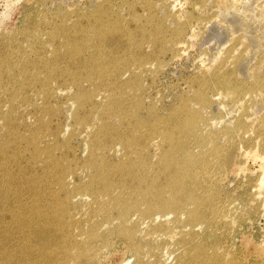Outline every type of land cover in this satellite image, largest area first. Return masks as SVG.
Returning a JSON list of instances; mask_svg holds the SVG:
<instances>
[{"label":"rangeland","instance_id":"1","mask_svg":"<svg viewBox=\"0 0 264 264\" xmlns=\"http://www.w3.org/2000/svg\"><path fill=\"white\" fill-rule=\"evenodd\" d=\"M231 1L232 0H0V71H2V73H0V193L8 195L10 199L18 196L20 197L23 193L20 197L22 200L26 199L30 204L32 203L31 205L40 207L43 210L52 211L59 219L64 218L65 221L70 220V223H75L71 228H75L72 229V231L74 230L72 233L76 234L75 236L78 242L84 243L86 239L91 237L88 241L90 243L93 242L91 244L90 254H88L87 257L81 258L80 262L77 260L75 264H121L124 261H128V264H135L136 258L129 248V240L119 237L118 229L122 227V224L124 225L123 227H125L124 229L133 233V243L136 242L137 245L141 246V251L143 250L141 261L144 259L142 264H182L184 262V264H264V209H262L264 207V185L261 190L263 194L260 196V199V190L257 187L264 177V161H262L264 160V109H261L264 108V0H233L234 4H232ZM217 2H219V4ZM178 22L180 23L178 24ZM160 28L162 30H160ZM98 38L100 40H98ZM90 47L92 49L94 48V51ZM93 56L95 57L93 58ZM125 56L126 58H124ZM240 56H242V58ZM231 59L234 60L232 61ZM144 60H147V62ZM130 61L132 63H130ZM137 61L140 62L138 63ZM71 63L73 65H71ZM90 63L93 64V66ZM103 65L105 67H103ZM7 66L9 68H7ZM88 67L90 68L88 69ZM129 69L131 70L129 71ZM208 70L210 71L208 72ZM3 72L7 73L4 74ZM128 72L133 73L129 74ZM76 75L79 78H77ZM108 76H110V78ZM72 77L75 80H73ZM22 78L24 79L23 81ZM64 78L66 79L64 80ZM132 79L137 80L133 81ZM203 80L204 82H202ZM219 80L221 82H218ZM108 81L110 82L108 83ZM132 87H135V89ZM209 87L211 88L209 89ZM129 90L131 93H129ZM214 95L215 97L213 98L212 96ZM229 95L231 96L229 97ZM206 96L208 97L206 98ZM110 99L113 101V105L115 102H117V105L111 106ZM180 99L185 100L180 101ZM192 99L197 102L194 100L192 101ZM207 99H209V101H206ZM232 100L234 101L233 103ZM128 102H130V104H127ZM186 102L188 103L186 104ZM119 103L122 104L123 107L120 106ZM191 103L195 104L192 105ZM204 103L207 104L205 105ZM102 105L106 107V111ZM102 107L103 109H101ZM151 107L152 109H150ZM180 107L181 109H179ZM95 108L97 109L95 110ZM35 110L38 111L35 112ZM194 110L197 115H195ZM181 111L184 114H182ZM104 112L110 113L107 115L104 114ZM98 113L101 114L100 117ZM186 113H188V115ZM198 113L200 115H198ZM95 117L97 118L95 119ZM208 117L212 120L209 121ZM11 118H14L13 120L15 122ZM76 118L77 120L75 122ZM84 118L88 123H84L87 122ZM154 118L156 121H153ZM158 119L160 120L159 122L157 121ZM204 122L207 123L205 124ZM164 123H166V125ZM209 123L210 126L208 125ZM147 125L150 126L151 129L153 127V129L151 130ZM193 125L195 128L192 127ZM199 126L200 128H198ZM171 127H177V129H172ZM127 128L130 129L128 130ZM19 129L20 131H18ZM103 129L106 135L103 133ZM221 129L225 130L221 131ZM131 132L133 136H130L132 135ZM89 133H91V135H89ZM151 134L155 135L152 136ZM169 134L172 135V138ZM248 134H251V136H248ZM161 135L163 136L161 137ZM145 138H147L148 141ZM168 138H170V140ZM216 138L219 139L217 140ZM214 139H216V142ZM209 140H211V142ZM200 141L202 143H199ZM102 142L107 143L105 145ZM154 142H158V144ZM163 142L165 145L162 144ZM129 143L131 144V150L129 149ZM179 143L182 145H179ZM203 143L204 146H202ZM108 144L111 146L108 147ZM226 144H228L229 147L226 146ZM103 145L106 146V149ZM132 145H134V147ZM208 145L209 148L207 147ZM93 146L95 148L98 146L97 148L99 150L102 149L100 150L101 152L97 148L95 151ZM188 149H192L193 153ZM184 150H186L185 153ZM190 152L191 155H189ZM216 152H218L217 156L215 155ZM6 153L8 155H6ZM102 153L104 155H102ZM130 154H133V156ZM201 154L203 159L202 156L200 158ZM4 155L6 157H4ZM60 155L62 157H59ZM64 155H66L67 158ZM256 155H258L259 158L261 156V158L256 160L254 157ZM162 156L164 158H161ZM192 156L198 159V162H201L195 163L193 166L190 164L187 165L188 161L193 158ZM227 156L229 157L227 158ZM121 157L123 159H121ZM170 157L172 159H170ZM164 160L167 163H164ZM108 162H110V165L107 164ZM129 162H131V164ZM177 162L178 166H181L178 167L176 165ZM1 163L3 165H1ZM229 163L231 165H229ZM125 164L128 167L124 166ZM173 164L177 167L173 166ZM247 164H250V166L252 165L250 168L252 172L247 170ZM52 166L53 168H51ZM207 166L209 168H207ZM116 167L118 168L116 169ZM114 168L116 170H114ZM142 168L146 170V173ZM74 170L76 172H74ZM128 170L130 175L128 174ZM260 170L263 171L261 172ZM95 171L98 175L94 174ZM73 173L74 175H72ZM112 174L116 176H112ZM101 175L103 176L101 177ZM164 175L166 178H162ZM95 178L97 180H95ZM105 178L108 180H104ZM120 178L121 181H119ZM186 179L189 180L186 181ZM77 182L79 184H77ZM96 182L97 184H95ZM103 182L106 183L104 184ZM111 182L115 185L109 190V193H105L104 189H106L107 184ZM179 182L180 184L185 183L186 185V188L183 190L181 189L180 195L184 193L187 196L189 194H195V196L204 198L207 201V203L205 202V204L201 205L199 208L204 217V219L202 218L203 220L200 219L201 225L199 220H191L190 222L191 212L189 210H196V205L187 201L183 202L182 208L187 206L183 208L184 211L180 208V211L178 210V212H176L175 210H170L168 214V210H166L164 213H167L164 214L162 213L164 210L159 211L153 209L149 215L147 210H144L148 209L149 204L153 201V193L154 195H160L161 199L173 200L174 197L172 196L175 195L176 193L174 194V192L177 191L173 190L172 185L178 184ZM93 183L94 186L92 185ZM127 183L129 184L127 185ZM62 184L63 186H60ZM122 184H126V186L123 187L121 186ZM147 184H149V187H146ZM24 186H26V189ZM90 186L92 190L95 191L92 192ZM150 186L152 188H150ZM59 187L61 189H59ZM137 187H140V190ZM167 188L170 190L168 191ZM55 190H58L57 193H55ZM258 190L259 192H257ZM14 191L15 193H13ZM96 192L98 193L96 194ZM92 194L94 196H92ZM82 195L84 198H81ZM118 195H120V197ZM95 197L97 199L100 197L101 199L99 198L97 200ZM122 200L124 203H122ZM227 200H229L228 203ZM93 201L95 202L93 203ZM133 201L136 203L134 204ZM148 201L150 203H148ZM238 201L239 203H237ZM89 202L90 204L87 205ZM137 204V207L140 206L138 210L136 207ZM111 206L112 208H110ZM201 207L204 208L201 209ZM89 208L93 210H88ZM96 209L99 211H96ZM185 209L187 211H185ZM240 209L242 211H240ZM128 210H130L129 216L126 218V222L122 223L123 218L120 212L123 213ZM181 211L183 214H180ZM87 212L90 213L88 214ZM171 212H173V216ZM78 213H80V216ZM188 214L189 216H187ZM84 215L86 217H84ZM113 217H116V219L114 220ZM118 218L121 221L118 220ZM76 220L79 222H76ZM201 220L206 225L201 222ZM102 222L105 223L102 224ZM190 225L198 226L194 228ZM79 226L83 228L81 229ZM97 226L100 227L99 230ZM129 226L132 227L130 228ZM201 226L203 227L201 228ZM113 229L114 232H112ZM169 229L171 230L167 231ZM147 230H149V232H147ZM170 232H172V234ZM150 233L152 235H150ZM165 233L167 234L166 237ZM78 234H83L85 237L78 236ZM86 234L89 237H86ZM145 235L147 236L145 237ZM139 237L141 240H139ZM177 240L178 243L176 244ZM182 241L185 242L183 243ZM160 245H163L162 247L164 248H160ZM174 245H177V247ZM154 246L156 248H153ZM191 247L192 249L196 247V249L192 250ZM151 248L153 250L148 251ZM186 250L189 251L186 252ZM223 250L225 251L223 252ZM199 251L200 253H198ZM203 252L208 253L205 254ZM150 256L153 257L151 258ZM229 256H231V258ZM180 260H182V263L179 262ZM190 261L193 262L191 263Z\"/></svg>","mask_w":264,"mask_h":264},{"label":"bare ground","instance_id":"2","mask_svg":"<svg viewBox=\"0 0 264 264\" xmlns=\"http://www.w3.org/2000/svg\"><path fill=\"white\" fill-rule=\"evenodd\" d=\"M224 2V1H223ZM232 2V4H234V1L232 0L231 1ZM230 2V3H231ZM218 4H219V2H217ZM221 3V2H220ZM236 4V3H235ZM222 6V5H221ZM235 6V5H234ZM222 7H224V6H222ZM230 7V6H229ZM167 8V7H166ZM221 10H223V9H221ZM226 11V10H225ZM154 17V16H153ZM155 18V17H154ZM194 18V17H193ZM178 19V18H177ZM181 19V18H180ZM192 19V18H191ZM171 20V19H170ZM180 21V20H179ZM186 21V20H185ZM181 22V21H180ZM180 22H178V24L180 23ZM201 22H202V19H201ZM199 23H200V21H199ZM184 24V23H183ZM178 26V25H177ZM183 26V25H182ZM180 27V26H179ZM185 27V26H184ZM189 27H190V25H189ZM182 28V27H181ZM180 29V28H179ZM187 29V28H186ZM160 30H162L161 28H160ZM156 31H158V30H156ZM119 32H120V30H119ZM162 32V31H161ZM177 32V31H176ZM180 32V31H179ZM157 33V32H156ZM64 34V33H63ZM80 34V33H79ZM105 34V33H104ZM149 34V33H148ZM163 34V33H162ZM180 34V33H179ZM78 35V34H77ZM82 35V34H81ZM182 35V34H181ZM157 36V35H156ZM159 37V36H158ZM165 37V36H164ZM161 38H163V37H161ZM160 38V39H161ZM71 39V38H70ZM80 39V38H79ZM95 39V38H94ZM93 39V40H94ZM77 40V39H76ZM76 40H75V42H76ZM98 40H100L99 38H98ZM78 41V40H77ZM89 41V40H88ZM91 41V40H90ZM160 41V40H159ZM82 42H84V41H82ZM87 42V41H86ZM239 42V41H238ZM70 43V42H69ZM79 43V42H78ZM85 43V42H84ZM160 43V42H159ZM179 43V42H178ZM67 44H68V42H67ZM67 44H66V46H67ZM72 44H74V43H72ZM143 44V43H142ZM146 44V43H145ZM174 44V43H173ZM71 45V44H70ZM94 45V44H93ZM96 45H97V43H96ZM141 45V44H140ZM76 46V45H75ZM176 46H177V44H176ZM79 47V46H78ZM81 47V46H80ZM95 47V46H94ZM141 47V46H140ZM158 47H159V45H158ZM162 47H164V46H162ZM175 47V46H174ZM69 48H70V46H69ZM91 48V47H90ZM96 48V47H95ZM71 49V48H70ZM92 49V48H91ZM94 49V48H93ZM92 49V50H93ZM138 49H140V48H138ZM79 50V49H78ZM87 50V49H86ZM89 50V49H88ZM67 51V50H66ZM89 51H91V50H89ZM94 51V50H93ZM98 51H99V49H98ZM105 51V50H104ZM96 52V51H95ZM162 52V51H161ZM79 53V52H78ZM74 54H76V53H74ZM95 54V53H94ZM83 55V54H82ZM141 55H143V54H141ZM102 56V55H101ZM77 57V56H76ZM95 56H93V58H94ZM110 57V56H109ZM142 57V56H141ZM145 57V56H144ZM146 57H148V56H146ZM241 58H242V56H240ZM68 58V57H67ZM124 58H126V56L124 57ZM124 58H122V59H124ZM128 58V57H127ZM235 58V57H234ZM236 58H238V57H236ZM97 59V58H96ZM95 59V60H96ZM102 59H103V57H102ZM105 59H107V58H105ZM110 59V58H109ZM119 59V58H118ZM139 59H141V58H139ZM239 59V58H238ZM238 59H235V60H238ZM244 59V58H243ZM67 60V59H66ZM93 60V59H92ZM91 60V61H92ZM143 60V59H142ZM149 60V59H148ZM229 60V59H228ZM232 61L234 60V59H231ZM245 60V59H244ZM76 61V60H75ZM74 61V62H75ZM79 61V60H78ZM77 61V62H78ZM97 61V60H96ZM104 61V60H103ZM119 61V60H118ZM144 61H146L147 62V60H144ZM150 61V60H149ZM226 61V60H225ZM3 62V61H2ZM102 62V61H101ZM105 62V61H104ZM115 62V61H114ZM122 62V61H121ZM125 62H127V61H125ZM132 62H133V60H132ZM131 61H130V63H132ZM138 63L140 62V61H137ZM146 62H145V64H146ZM236 62V61H235ZM235 62H234V64H235ZM58 63V62H57ZM79 63V62H78ZM86 63V62H85ZM88 63H89V61H88ZM88 63H86V64H88ZM97 63V62H96ZM100 63V62H99ZM225 63V62H224ZM229 63V62H228ZM260 63V62H259ZM259 63H258V65H259ZM4 64H5V62H4ZM55 64V63H54ZM53 64V65H54ZM59 64V63H58ZM91 64V63H90ZM89 64V65H90ZM106 64V63H105ZM141 64H143V63H141ZM144 64V65H145ZM223 64V63H222ZM233 64V63H232ZM237 64V63H236ZM7 65V64H6ZM69 65V64H68ZM71 65H73L72 63H71ZM70 65V66H71ZM83 65V64H82ZM81 65V66H82ZM92 66H93V64H91ZM101 65V64H100ZM99 65V66H100ZM118 65V64H117ZM124 65H125V63H124ZM132 65V64H131ZM131 65H130V67H131ZM152 65V64H151ZM243 65V64H242ZM15 66V65H14ZM38 66V65H37ZM69 66V67H70ZM120 66H122V65H120ZM134 66V65H133ZM225 66V65H224ZM223 66V67H224ZM235 66H237V65H235ZM240 66V65H239ZM54 67V66H53ZM55 67H56V65H55ZM68 67V66H67ZM98 67V66H97ZM103 67H105L104 65H103ZM123 67H125V66H123ZM127 67H129V66H127ZM138 67V66H137ZM257 67V66H256ZM7 68H9L8 66H7ZM90 67H88V69H89ZM106 68H107V66H106ZM119 68V67H118ZM132 68V67H131ZM139 68V67H138ZM142 68V67H141ZM222 68V67H221ZM0 69H1V67H0ZM3 69V68H2ZM86 69V68H85ZM105 69V68H104ZM115 69V68H114ZM6 70V69H5ZM4 70V71H5ZM9 70V69H8ZM11 70V69H10ZM13 70H15V69H13ZM92 70V69H91ZM97 70V69H96ZM112 70H113V67H112ZM128 70V69H127ZM131 69H129V71H130ZM255 70V69H254ZM24 71V70H23ZM55 71V70H54ZM107 71H109V70H107ZM117 71V70H116ZM210 70H208V72H209ZM258 71H259V69H258ZM18 72V71H17ZM66 72V71H65ZM70 72L72 73V70L70 69ZM102 72V71H101ZM138 72V71H137ZM242 72V71H241ZM252 72V71H251ZM0 73H2V71H0ZM4 73V72H3ZM5 73H7V72H5ZM4 73V74H5ZM74 73V72H73ZM88 73H89V71H88ZM99 73V72H98ZM122 73H123V71H122ZM129 74L130 73H133V72H128ZM214 73V72H213ZM229 73V72H228ZM22 74V73H21ZM51 74V73H50ZM64 74V73H63ZM99 74H101V73H99ZM107 74V73H106ZM105 74V75H106ZM115 74V73H114ZM117 74H118V72H117ZM125 74V73H124ZM126 74H127V72H126ZM137 74V73H136ZM232 74V73H231ZM246 74V73H245ZM248 74V73H247ZM69 75H70V73H69ZM74 75V74H73ZM72 75V76H73ZM87 75H91V74H87ZM86 75V76H87ZM107 75H109V74H107ZM119 75V74H118ZM134 75V74H133ZM223 75H226V74H223ZM228 75V74H227ZM15 76H16V74H15ZM52 76V75H51ZM50 76V77H51ZM77 76V75H76ZM94 76V75H93ZM97 76H98V74H97ZM104 76V75H103ZM120 76V75H119ZM124 76V75H123ZM126 76V75H125ZM135 76V75H134ZM205 76V75H204ZM234 76V75H233ZM244 76V75H243ZM19 77V76H18ZM26 77H27V75H26ZM62 77V76H61ZM74 77V76H73ZM72 77V78H73ZM109 78H110V76H108ZM202 77H203V75H202ZM220 77V76H219ZM223 77V76H222ZM242 77V76H241ZM16 78V77H15ZM21 78V77H20ZM76 78V77H75ZM77 78H79L78 76H77ZM91 78V77H90ZM106 78V77H105ZM120 78H121V76H120ZM211 78V77H210ZM212 78H213V76H212ZM1 79V78H0ZM28 79V78H27ZM31 79V78H30ZM51 79H53V78H51ZM62 79V78H61ZM66 78H64V80H65ZM138 79V78H137ZM137 79H135V80H137ZM141 79V78H140ZM218 79V78H217ZM229 79H231V78H229ZM235 79V78H234ZM238 79H240V78H238ZM24 79L22 78V81H23ZM73 80H75L74 78H73ZM133 81H135L134 79H132ZM205 80V79H204ZM204 80L202 81V82H204ZM216 80V79H215ZM214 80V81H215ZM222 80V79H221ZM3 81V80H2ZM1 81V82H2ZM13 81H14V79H13ZM33 81H35V80H33ZM71 81V80H70ZM119 81V80H118ZM224 81V80H223ZM239 81V80H238ZM16 82H17V80H16ZM21 82V81H20ZM32 82V81H31ZM39 82V81H38ZM72 82V81H71ZM80 82V81H79ZM86 82V81H85ZM110 81H108V83H109ZM114 82V81H113ZM117 82V81H116ZM129 82V81H128ZM201 82V83H202ZM218 82H221L220 80L218 81ZM228 82V81H227ZM4 83V82H3ZM2 83V84H3ZM68 83H69V81H68ZM75 83V82H74ZM73 83V84H74ZM130 83V82H129ZM128 83V84H129ZM131 83H133V82H131ZM136 83V82H135ZM140 83V82H139ZM240 83V82H239ZM16 84V83H15ZM138 84V83H137ZM203 84V83H202ZM217 84V83H216ZM230 84H232V83H230ZM229 84V85H230ZM235 84V83H234ZM30 85V84H29ZM34 85V84H33ZM32 85V86H33ZM43 85V84H42ZM115 85V84H114ZM113 85V86H114ZM118 85V84H117ZM122 85V84H121ZM239 85V84H238ZM255 85V84H254ZM107 86V85H106ZM126 86V85H125ZM136 86V85H135ZM209 86H210V84H209ZM214 86H215V84H214ZM227 86H228V84H227ZM20 87H22V86H20ZM25 87V86H24ZM119 87V86H118ZM128 87V86H127ZM233 87H234V85H233ZM246 87V86H245ZM258 87V86H257ZM18 88V87H17ZM103 88V87H102ZM110 88V87H109ZM133 88V87H132ZM211 87H209V89H210ZM215 88H216V86H215ZM223 88V87H222ZM59 89V88H58ZM119 89V88H118ZM121 89V88H120ZM130 89H131V87H130ZM133 89H135V87L133 88ZM200 89V88H199ZM214 89V88H213ZM230 89H231V86H230ZM254 89H255V87H254ZM53 90V89H52ZM60 90V89H59ZM104 90V89H103ZM113 90V89H112ZM124 90V89H123ZM137 90V89H136ZM135 90V91H136ZM196 90V89H195ZM248 90H250V89H248ZM18 91V90H17ZM25 91V90H24ZM23 91V92H24ZM202 91V90H201ZM204 91V90H203ZM210 91V90H209ZM213 91V90H212ZM251 91V90H250ZM257 91V90H256ZM259 91V90H258ZM52 92V91H51ZM60 92H61V90H60ZM105 92V91H104ZM104 92H102V93H104ZM116 92V91H115ZM123 92V91H122ZM140 92V91H139ZM196 92V91H195ZM208 92V91H207ZM231 92V91H230ZM111 93V92H110ZM110 93H108V94H110ZM121 93V92H120ZM124 93V92H123ZM122 93V94H123ZM129 93H131L130 92V90H129ZM138 93V92H137ZM197 93V92H196ZM195 93V94H196ZM199 93H200V91H199ZM205 93V92H204ZM223 93V92H222ZM228 93V92H227ZM232 93V92H231ZM248 93V92H247ZM106 94H107V92H106ZM134 94V93H133ZM211 94H212V92H211ZM233 94V93H232ZM245 94V93H244ZM254 94V93H253ZM77 95V94H76ZM111 95V94H110ZM109 95V96H110ZM132 95V94H131ZM234 95V94H233ZM238 95V94H237ZM249 95V94H248ZM255 95V94H254ZM53 96V95H52ZM108 96V97H109ZM124 96H125V94H124ZM134 96V95H133ZM199 96V95H198ZM231 95H229V97H230ZM235 96V95H234ZM94 97V96H93ZM96 97V96H95ZM100 97V96H99ZM98 97V98H99ZM138 97V96H137ZM140 97V96H139ZM208 96H206V98H207ZM213 98L215 97V95L214 96H212ZM224 97V96H223ZM262 97V96H261ZM53 98V97H52ZM116 98H119V97H116ZM134 98V97H133ZM233 98H235V97H233ZM232 98V99H233ZM239 98V97H238ZM78 99H80V98H78ZM105 99V98H104ZM120 99V98H119ZM138 99V98H137ZM199 99V98H198ZM217 99V98H216ZM220 99V98H219ZM240 99V98H239ZM262 99V98H261ZM260 99V100H261ZM84 100V99H83ZM106 100V99H105ZM111 100V99H110ZM114 100V99H113ZM118 100V99H117ZM127 100V99H126ZM125 100V101H126ZM142 100V99H141ZM181 100H185V99H180V101ZM194 99H192V101H193ZM226 100V99H225ZM250 100H252V99H250ZM114 101H116V100H114ZM119 101V100H118ZM133 101V100H132ZM135 101V100H134ZM138 101V100H137ZM191 101V100H190ZM190 101H188V102H190ZM195 101V100H194ZM200 101V100H199ZM203 101V100H202ZM206 101H209V99H207ZM212 101H213V99H212ZM239 101V100H238ZM264 101V100H263ZM51 102V101H50ZM77 102H79V101H77ZM86 102V101H85ZM100 102V101H99ZM112 100H111V106L113 105L112 104ZM143 102V101H142ZM188 102H186V104L188 103ZM195 102H197V101H195ZM234 101L232 100V103H233ZM83 103V102H82ZM104 103V102H103ZM102 103V104H103ZM123 103V102H122ZM200 103V102H199ZM107 104V103H106ZM115 104L117 105V102H115ZM114 104V105H115ZM120 104V103H119ZM127 104H130V102H128ZM133 104V103H132ZM192 104V103H191ZM193 104H195V103H193ZM192 104V105H193ZM205 104V103H204ZM207 104V103H206ZM205 104V105H206ZM78 105H80V104H78ZM100 105V104H99ZM113 105V106H114ZM134 105V104H133ZM142 105V104H141ZM102 106H104V105H102ZM109 106V105H108ZM120 106H122V104H120ZM129 106H131V105H129ZM137 106V105H136ZM139 106V105H138ZM180 106V105H179ZM181 106H182V104H181ZM189 106H190V104H189ZM196 106V105H195ZM198 106V105H197ZM249 106V105H248ZM46 107V106H45ZM123 107V106H122ZM177 107V106H176ZM188 107V106H187ZM186 107V108H187ZM199 107H200V105H199ZM199 107H197V108H199ZM246 107V106H245ZM250 107V106H249ZM82 108V107H81ZM105 106H104V110H105ZM111 108V107H110ZM133 108H134V106H133ZM132 108V109H133ZM156 108V107H155ZM174 108V107H173ZM178 108V107H177ZM189 108V107H188ZM51 109V108H50ZM97 108H95V110H96ZM101 109H103V107L101 108ZM115 109V108H114ZM150 109H152V107L150 108ZM149 109V110H150ZM179 109H181V107L179 108ZM183 109V108H182ZM207 109V108H206ZM205 109V110H206ZM247 109V108H246ZM245 109V110H246ZM261 109H264V108H261ZM260 109V110H261ZM42 110V109H41ZM44 110V109H43ZM47 110V109H46ZM51 110H53V109H51ZM85 110V109H84ZM175 110V109H174ZM185 110V109H184ZM189 110V109H188ZM187 110V111H188ZM191 110H192V108H191ZM196 110V109H195ZM195 110H194V113H195V115H197L196 114V112H195ZM198 110V109H197ZM211 110V109H210ZM36 111H38V110H35V112ZM50 111V110H49ZM99 111V110H98ZM106 111V110H105ZM130 111V110H129ZM207 111V110H206ZM48 112V111H47ZM82 112V111H81ZM84 112V111H83ZM92 112V111H91ZM101 112V111H100ZM99 112V113H100ZM111 112V111H110ZM109 112V113H110ZM130 112H132V111H130ZM168 112V111H167ZM177 112V111H176ZM189 112V111H188ZM98 113V114H99ZM103 113V112H102ZM109 113H106V112H104V114H109ZM156 113V112H155ZM171 113H173V112H171ZM181 113H182V111H181ZM180 113V114H181ZM200 113V112H199ZM198 113V115H200ZM205 113V112H204ZM12 114V113H11ZM52 114H53V112H52ZM76 114V113H75ZM74 114V115H75ZM94 114V113H93ZM93 114H92V116H93ZM182 114H184V113H182ZM187 115H188V113H186ZM190 114H192V113H190ZM189 114V115H190ZM203 114V113H202ZM205 114H208V113H205ZM204 114V115H205ZM77 115H78V113H77ZM100 115L101 114H99V117H100ZM152 115V114H151ZM156 115V114H155ZM158 115V114H157ZM168 115V114H167ZM186 115V116H187ZM76 116V115H75ZM80 116V115H79ZM78 116V117H79ZM84 116V115H83ZM96 116H98V115H96ZM102 116H103V114H102ZM101 116V117H102ZM203 116V115H202ZM264 116V115H263ZM80 117H82V116H80ZM90 117H91V115H90ZM151 117V116H150ZM169 117H171V116H169ZM181 117H183V116H181ZM180 117V118H181ZM193 117H194V115H193ZM192 117V118H193ZM199 117V116H198ZM204 117V116H203ZM212 117V116H211ZM214 117V116H213ZM212 117V118H213ZM75 118V117H74ZM97 117H95V119H96ZM105 118V117H104ZM159 118H161V117H159ZM177 118V117H176ZM179 118V119H180ZM200 118V117H199ZM202 118V117H201ZM215 118V117H214ZM219 118V117H218ZM260 118V117H259ZM12 119V118H11ZM14 119V118H13ZM12 119V120H13ZM80 119V118H79ZM85 119V118H84ZM91 119V118H90ZM102 119V118H101ZM100 119V120H101ZM108 119V118H107ZM106 119V120H107ZM144 119V118H143ZM142 119V120H143ZM157 119V118H156ZM172 119H173V116H172ZM208 119H209V117H208ZM257 119V118H256ZM76 120H77V118L75 119V122H76ZM81 120H83V119H81ZM86 120V119H85ZM84 120V121H85ZM93 120V119H92ZM99 120V119H98ZM165 120V119H164ZM170 120V119H169ZM210 120H212V119H209V121ZM214 120V119H213ZM217 120V119H216ZM14 121V120H13ZM87 121V120H86ZM153 121H156L155 120V118H154V120ZM158 122L160 121L159 119L157 120ZM162 121V120H161ZM172 121V120H171ZM200 121V120H199ZM202 121V120H201ZM259 121V120H258ZM15 122V121H14ZM13 122V123H14ZM83 122V121H82ZM101 122V121H100ZM143 122H144V120H143ZM142 122V123H143ZM146 122V121H145ZM164 122V121H163ZM167 122V121H166ZM180 122V121H179ZM188 122H190V121H188ZM195 122V121H194ZM197 122V121H196ZM262 122V121H261ZM84 123H88V121L87 122H84ZM92 123V122H91ZM102 123V122H101ZM151 123V122H150ZM150 123H149V125H150ZM156 123V122H155ZM172 123V122H171ZM187 123V122H186ZM192 123H193V121H192ZM199 123V122H198ZM205 123V122H204ZM207 123V122H206ZM205 123V124H206ZM247 123H249V122H247ZM79 124V123H78ZM158 124V123H157ZM156 124V125H157ZM165 125H166V123H164ZM177 124H178V122H177ZM183 124V123H182ZM181 124V125H182ZM189 124V123H188ZM194 124V123H193ZM195 124H197V123H195ZM202 124V123H201ZM214 124V123H213ZM220 124V123H219ZM219 124H217V125H219ZM102 125V124H101ZM140 125H143V124H140ZM154 125V124H153ZM159 125V124H158ZM180 125V124H179ZM185 125V124H184ZM209 126H210V123L208 124ZM253 125V124H252ZM12 126V125H11ZM83 126V125H82ZM86 126V125H85ZM93 126H94V124H93ZM92 126V127H93ZM105 126V125H104ZM137 126H139V125H137ZM148 126V125H147ZM161 126V125H160ZM163 126V125H162ZM175 126H176V124H175ZM188 126H190V125H188ZM247 126V125H246ZM255 126V125H254ZM257 126V125H256ZM92 127H89V128H92ZM97 127V126H96ZM99 127V126H98ZM106 127V126H105ZM134 127H135V125H134ZM133 127V128H134ZM148 127H150V126H148ZM165 127V126H164ZM179 127V126H178ZM192 127H194V125L192 126ZM248 127V126H247ZM260 127H262V126H260ZM86 128H87V126H86ZM94 128V127H93ZM137 128H139V127H137ZM142 128H144V127H142ZM170 128V127H169ZM172 128V127H171ZM175 128V127H174ZM174 128H172V129H174ZM181 128V127H180ZM188 128V127H187ZM195 128V127H194ZM194 128H192V129H194ZM198 128H200V126L198 127ZM209 128V127H208ZM227 128V127H226ZM230 128V127H229ZM250 128V127H249ZM14 129V128H13ZM96 129V128H95ZM128 129V128H127ZM130 129V128H129ZM128 129V130H129ZM145 129V128H144ZM150 129H151V127H150ZM152 129H153V127H152ZM151 129V130H152ZM163 129V128H162ZM175 129H177V127L175 128ZM183 129V128H182ZM240 129V128H239ZM251 129V128H250ZM264 129V128H263ZM108 130V129H107ZM133 130H135V129H133ZM161 130V129H160ZM184 130V129H183ZM191 130V129H190ZM200 130V129H199ZM217 130V129H216ZM216 130H215V132H216ZM225 130V129H224ZM224 130H222L221 129V131H224ZM228 130V129H227ZM257 130V129H256ZM255 130V131H256ZM262 130V129H261ZM13 131H15V130H13ZM18 131H20V129L18 130ZM131 131V130H130ZM137 131V130H136ZM135 131V132H136ZM140 131V130H139ZM167 131H168V129H167ZM176 131V130H175ZM186 131V130H185ZM198 131V130H197ZM201 131V130H200ZM212 131V130H211ZM210 131V132H211ZM214 131V130H213ZM220 131V132H221ZM229 131V130H228ZM10 132V131H9ZM88 132V131H87ZM109 132V131H108ZM133 132V131H132ZM131 132V133H132ZM154 132H155V130H154ZM158 132V131H157ZM161 132V131H160ZM172 132V131H171ZM181 132V131H180ZM187 132V131H186ZM185 132V133H186ZM189 132V131H188ZM191 132H192V130H191ZM194 132V131H193ZM214 132V133H215ZM242 132H243V130H242ZM17 133V132H16ZM98 133V132H97ZM103 133H104V129H103ZM148 133V132H147ZM151 133H152V131H151ZM164 133H165V130H164ZM228 133V132H227ZM230 133H231V131H230ZM250 133V132H249ZM252 133H254V132H252ZM10 134V133H9ZM15 134V133H14ZM83 134V133H82ZM85 134V133H84ZM99 134V133H98ZM105 134V133H104ZM104 134H102L103 136H105ZM143 134H145V133H143ZM142 134V135H143ZM183 134V133H182ZM202 134V133H201ZM211 134H212V132H211ZM211 134H210V136H211ZM87 135V134H86ZM89 135H91V133H89ZM148 135V134H147ZM152 135V134H151ZM153 135H155V134H153ZM152 135V136H153ZM169 135H171V134H169ZM184 135V134H183ZM189 135V134H188ZM36 136V135H35ZM34 136V137H35ZM95 136V135H94ZM130 136H133V133H132V135H130ZM144 136H146V135H144ZM163 135H161V137H162ZM164 136H165V134H164ZM196 136V135H195ZM225 136V135H224ZM240 136V135H239ZM248 136H251V134L249 135L248 134ZM254 136V135H253ZM127 137H128V135H127ZM175 137V136H174ZM187 137V136H186ZM197 137V136H196ZM198 137H200V136H198ZM202 137V136H201ZM205 137H206V135H205ZM216 137H217V135H216ZM241 137V136H240ZM263 137V136H262ZM133 138H135V137H133ZM140 138V137H139ZM160 138V137H159ZM171 138H172V135H171ZM177 138V137H176ZM180 138V137H179ZM182 138V137H181ZM188 138V137H187ZM203 138H204V136H203ZM208 138V137H207ZM233 138V137H232ZM243 138V137H242ZM249 138V137H248ZM129 139V138H128ZM138 139V138H137ZM141 139H143V138H141ZM146 140H147V138H145ZM152 139V138H151ZM150 139V141L152 142V140ZM161 139H163V138H161ZM169 140H170V138H168ZM196 139V138H195ZM194 139V140H195ZM200 139H202V138H200ZM212 139H213V137H212ZM217 139V138H216ZM216 139H214V141L216 140ZM219 139V138H218ZM217 139V140H218ZM238 139H240V138H238ZM102 140V139H101ZM106 140V139H105ZM130 140V139H129ZM128 140V141H129ZM133 140V139H132ZM131 140V141H132ZM136 140V139H135ZM134 140V141H135ZM144 140V139H143ZM145 140V141H146ZM164 140H165V138H164ZM163 140V141H164ZM168 140V141H169ZM172 140V139H171ZM185 140V139H184ZM193 140V141H194ZM204 140V139H203ZM93 141V140H92ZM102 141H104V140H102ZM148 141V140H147ZM149 141V142H150ZM155 141V140H154ZM162 141V140H161ZM167 141V142H168ZM210 142H211V140H209ZM213 141V140H212ZM228 141V140H227ZM230 141H232V140H230ZM237 141V140H236ZM240 141V140H239ZM136 142V141H135ZM150 142V143H151ZM158 142H159V140H158ZM158 142H156L157 144H158ZM174 142V141H173ZM181 142V141H180ZM204 142V141H203ZM210 142H208V143H210ZM216 142V141H215ZM221 142V141H220ZM245 142V141H244ZM243 142V143H244ZM100 143H101V141H100ZM102 143H104V142H102ZM107 143V142H106ZM106 143H104L105 145H106ZM131 143V142H130ZM129 143V149H130V144ZM133 143V142H132ZM138 143V142H137ZM155 143V142H154ZM155 143V144H156ZM186 143V142H185ZM184 143V144H185ZM193 143V142H192ZM199 143H202L201 141L199 142ZM199 143H198V145H199ZM207 143V144H208ZM252 143V142H251ZM19 144V143H18ZM17 144V145H18ZM98 144V143H97ZM110 144V143H109ZM108 144V145H109ZM112 144V143H111ZM154 144V145H155ZM163 145H165L164 144V142L162 143ZM176 144V143H175ZM206 144V145H207ZM102 145V144H101ZM105 145H103V146H105ZM123 145H125V144H123ZM147 145V144H146ZM168 145V144H167ZM179 145H182V144H180L179 143ZM197 145V144H196ZM223 145H224V142H223ZM31 146V145H30ZM111 145H109L108 147H110ZM113 146V145H112ZM133 147H134V145H132ZM144 146V145H143ZM151 146V145H150ZM174 146V145H173ZM202 146H204V143H203V145ZM219 146V145H218ZM226 146H228V144H226ZM240 146V145H239ZM243 146V145H242ZM98 147V146H97ZM96 147V148H97ZM101 147V146H100ZM107 147V148H108ZM126 147V146H125ZM145 147V146H144ZM155 147V146H154ZM160 147V146H159ZM201 147V146H200ZM208 148H209V145L207 146ZM207 147H206V149H207ZM214 147V146H213ZM216 147H217V145H216ZM223 147V146H222ZM229 147V146H228ZM241 147V146H240ZM258 147V146H257ZM21 148V147H20ZM93 148H95L94 146H93ZM96 148H95V151H96ZM105 149H106V146L104 147ZM124 148V147H123ZM122 148V149H123ZM143 148V147H142ZM158 148V147H157ZM161 148H163V147H161ZM169 148V147H168ZM170 148H171V145H170ZM169 148V149H170ZM188 148V147H187ZM203 148V147H202ZM7 149V148H6ZM67 149V148H66ZM71 149H73V148H71ZM98 149V148H97ZM109 149H111V148H109ZM112 149H113V147H112ZM119 149V148H118ZM145 149V148H144ZM163 149H165V148H163ZM168 149V150H169ZM174 149V148H173ZM181 149V148H180ZM184 149V148H183ZM199 149V148H198ZM215 149V148H214ZM239 149V148H238ZM262 149V148H261ZM5 150V149H4ZM64 150V149H63ZM99 150V149H98ZM100 150H102V149H100ZM99 150V151H100ZM131 150V149H130ZM133 150H135V149H133ZM189 151H191L192 153H193V151H192V149H188ZM187 150V151H188ZM232 150V149H231ZM241 150V149H240ZM239 150V151H240ZM263 150V149H262ZM22 151V150H21ZM94 151V152H95ZM124 151V150H123ZM162 151V150H161ZM181 151H182V149H181ZM185 151L186 150H184V153H185ZM195 151V150H194ZM212 151H213V149H212ZM227 151V150H226ZM237 151V150H236ZM62 152V151H61ZM93 152V153H94ZM101 152V151H100ZM112 152V151H111ZM110 152V153H111ZM140 152H142V153H145V152H143V151H140ZM164 152V151H163ZM191 152H190V154L189 155H191ZM205 152V151H204ZM219 152V151H218ZM218 152H216L215 153V155L217 156V154H218ZM223 152H224V150H223ZM252 152H253V150H252ZM257 152V151H256ZM104 153V152H103ZM102 153V155H104ZM136 153V152H135ZM199 153V152H198ZM206 153V152H205ZM212 153H214V152H212ZM211 153V154H212ZM1 154V153H0ZM5 154V153H4ZM67 154V153H66ZM70 154V153H69ZM96 154V153H95ZM115 154V153H114ZM119 154V153H118ZM160 154V153H159ZM171 154V153H170ZM178 154V153H177ZM227 154V153H226ZM248 154H249V151H248ZM6 155H8L7 153H6ZM14 155V154H13ZM16 155V154H15ZM130 155H132L133 156V154H130ZM129 155V156H130ZM167 155V154H166ZM189 155H187V156H189ZM194 155V154H193ZM246 155V154H245ZM65 157H66V155H64ZM92 156V155H91ZM111 156V155H110ZM118 156V155H117ZM129 156H127L128 158H130ZM137 156V155H136ZM173 156H176V155H173ZM199 156V155H198ZM201 156H202V154L200 155V158H201ZM208 156V155H207ZM215 156V157H216ZM260 156V155H259ZM3 157V156H2ZM4 157H6L5 155H4ZM59 157H62L61 155L59 156ZM107 157V156H106ZM184 157V156H183ZM193 157V156H192ZM214 157V158H215ZM229 156H227V158H228ZM235 157V156H234ZM255 157V159L257 160L259 157H258V155H256V156H254ZM67 158V157H66ZM76 158V157H75ZM90 158V157H89ZM93 158V157H92ZM99 158V157H98ZM111 158H112V156H111ZM139 158V157H138ZM161 158H164L163 156L161 157ZM213 158V157H212ZM211 158V159H212ZM219 158V157H218ZM221 158V157H220ZM260 158H261V156H260ZM259 158V159H260ZM5 159V158H4ZM58 159V158H57ZM109 159V158H108ZM121 159H123L122 157H121ZM170 159H172L171 157H170ZM202 159H203V156H202ZM56 160V159H55ZM97 160V159H96ZM102 160V159H101ZM110 160V159H109ZM129 160V159H128ZM137 160V159H136ZM145 160V159H144ZM152 160H153V157H152ZM166 160V159H165ZM164 160V161H165ZM169 160V159H168ZM176 160H177V158H176ZM198 159H196L195 157H193L192 159H190L189 161H188V163H187V165L188 164H190L191 166H193V164L195 165V163L197 164V163H199V162H201V161H197ZM200 160V159H199ZM218 160V159H217ZM219 160H221V159H219ZM255 160V161H256ZM118 161V160H117ZM127 161V160H126ZM134 161V160H133ZM146 161V160H145ZM144 161V162H145ZM187 161V160H186ZM225 161H227V160H225ZM234 161V160H233ZM248 161V160H247ZM262 161H264V160H262ZM2 162V161H1ZM6 162V161H5ZM91 162V161H90ZM106 162V161H105ZM120 162H121V160H120ZM124 162V161H123ZM176 162V161H175ZM184 162V161H183ZM211 162V161H210ZM219 162V161H218ZM230 162V161H229ZM257 162V161H256ZM85 163V162H84ZM110 162H108L107 164H109ZM130 164H131V162H129ZM133 163V162H132ZM149 163V162H148ZM164 163H167L166 161L164 162ZM171 163V162H170ZM224 163H226V162H224ZM59 164V163H58ZM112 164V163H111ZM116 164V163H115ZM122 164V163H121ZM133 164H135V163H133ZM143 164V163H142ZM146 164H147V162H146ZM145 164V165H146ZM153 164H155V163H153ZM181 164V163H180ZM185 164V163H184ZM227 164V163H226ZM1 165H3L2 163H1ZM9 165V164H8ZM55 165V164H54ZM57 165V164H56ZM110 165V164H109ZM108 165V166H109ZM144 165V166H145ZM150 165V164H149ZM177 166H178V162H177V164H176ZM176 165H174L173 164V166H176ZM215 165V164H214ZM217 165V164H216ZM221 165V164H220ZM229 165H231L230 163H229ZM63 166V165H62ZM75 166V165H74ZM105 166V165H104ZM119 166V165H118ZM124 166H127L126 164L124 165ZM134 166V165H133ZM136 166V165H135ZM143 166V167H144ZM151 166V165H150ZM153 166H155V165H153ZM165 166V165H164ZM176 166V167H177ZM179 166H181V165H179ZM178 166V167H179ZM233 166V165H232ZM252 166V165H251ZM251 166H250V164H247L246 165V167H247V170L248 171H251L252 172V170L250 169L251 168ZM5 167V166H4ZM128 167V166H127ZM132 167V166H131ZM146 167H147V165H146ZM149 167V166H148ZM166 167V166H165ZM195 167V166H194ZM201 167V166H200ZM211 167V166H210ZM2 168V167H1ZM9 168V167H8ZM51 168H53V166L51 167ZM50 168V169H51ZM118 167H116V169H117ZM124 168V167H123ZM134 168H136V167H134ZM137 168H140V167H137ZM169 168V167H168ZM185 168V167H184ZM186 168H187V166H186ZM193 168V167H192ZM196 168V167H195ZM194 168V169H195ZM207 168H209L208 166H207ZM218 168V167H217ZM226 168H227V166H226ZM235 168V167H234ZM238 168H240V167H238ZM242 168V167H241ZM50 169H48V170H50ZM66 169V168H65ZM107 169V168H106ZM110 169V168H109ZM115 168H114V170H116ZM144 168H142V170H143ZM147 169V168H146ZM157 169V168H156ZM165 169H167V168H165ZM177 169V168H176ZM212 169V168H211ZM215 169V168H214ZM229 169V168H228ZM237 169V168H236ZM7 170V169H6ZM12 170V169H11ZM62 170V169H61ZM67 170H69V169H67ZM72 170V169H71ZM78 170V169H77ZM82 170V169H81ZM99 170V169H98ZM126 170V169H125ZM130 170V169H129ZM129 170H128V174H129ZM134 170V169H133ZM145 170V169H144ZM148 170V169H147ZM158 170V169H157ZM172 170V169H171ZM180 170V169H179ZM182 170H183V168H182ZM189 170V169H188ZM191 170V169H190ZM7 171H9V170H7ZM47 171V170H46ZM66 171V170H65ZM83 171V170H82ZM108 171V170H107ZM121 171V170H120ZM119 171V172H120ZM141 171V170H140ZM153 171V170H152ZM242 171V170H241ZM261 171V170H260ZM263 171V170H262ZM261 171V172H262ZM69 172V171H68ZM74 172H76L75 170H74ZM106 172V171H105ZM105 172H104V174H105ZM113 172V171H112ZM112 172H110V173H112ZM133 172V171H132ZM144 172V171H143ZM149 172V171H148ZM156 172V171H155ZM169 172V171H168ZM179 172V171H178ZM182 172V171H181ZM224 172V171H223ZM247 172V171H246ZM11 173V172H10ZM10 173H9V175H10ZM23 173V172H22ZM21 173V174H22ZM54 173H55V171H54ZM72 173V172H71ZM78 173V172H77ZM113 173H115V172H113ZM117 173V172H116ZM127 173V172H126ZM141 173V172H140ZM145 173H146V170H145ZM150 173V172H149ZM148 173V174H149ZM161 173V172H160ZM213 173V172H212ZM220 173V172H219ZM263 173H264V171H263ZM8 174V173H7ZM32 174V173H31ZM57 174V173H56ZM60 174V173H59ZM66 174H67V172H66ZM69 174V173H68ZM94 174H96V171H95V173ZM108 174V173H107ZM122 174H123V171H122ZM121 174V175H122ZM142 174V173H141ZM182 174V173H181ZM193 174V173H192ZM218 174V173H217ZM54 175V174H53ZM60 175H62V174H60ZM60 175H58V176H60ZM71 175V174H70ZM72 175H74V173L72 174ZM96 175H98V174H96ZM110 175V174H109ZM115 175V174H114ZM113 174H112V176H114ZM130 175V174H129ZM153 175V174H152ZM160 175V174H159ZM158 175V176H159ZM167 175V174H166ZM206 175V174H205ZM223 175V174H222ZM221 175V176H222ZM231 175V174H230ZM6 176H8V175H6ZM19 176V175H18ZM49 176V175H48ZM67 176V175H66ZM103 175H101V177H102ZM116 176V175H115ZM124 176H125V174H124ZM136 176H137V174H136ZM140 176V175H139ZM178 176V175H177ZM202 176V175H201ZM263 176V175H262ZM19 177H21V176H19ZM55 177V176H54ZM53 177V178H54ZM98 177H100V176H98ZM100 177V178H101ZM110 177V176H109ZM138 177V176H137ZM136 177V178H137ZM142 177V176H141ZM153 177V176H152ZM151 177V178H152ZM161 177V176H160ZM163 177H165V175L164 176H162V178ZM180 177V176H179ZM213 177V176H212ZM245 177V176H244ZM23 178V177H22ZM68 178L70 179V177L68 176ZM89 178H90V176H89ZM107 178H108V176H107ZM107 178H105L104 180H108ZM135 178V179H136ZM146 178V177H145ZM166 178V177H165ZM188 178V177H187ZM190 178H193V177H190ZM205 178V177H204ZM50 179V178H49ZM55 179V178H54ZM86 179V178H85ZM84 179V180H85ZM87 179H88V177H87ZM86 179V180H87ZM114 179V178H113ZM140 179V178H139ZM142 179H144V178H142ZM154 179V178H153ZM152 179V180H153ZM160 179V178H159ZM176 179V178H175ZM228 179V178H227ZM83 180V181H84ZM92 180V179H91ZM90 180V181H91ZM95 180H97L96 178H95ZM127 180V179H126ZM146 180V179H145ZM144 180V181H145ZM168 180V179H167ZM187 180H189V179H186V181ZM194 180V179H193ZM200 180V179H199ZM214 180V179H213ZM19 181V180H18ZM23 181V180H22ZM62 181H64V180H62ZM101 181V180H100ZM103 181V180H102ZM112 181V180H111ZM115 181V180H114ZM119 181H121V178H120V180ZM139 181V180H138ZM156 181V180H155ZM159 181V180H158ZM182 181V180H181ZM184 181H185V179H184ZM198 181V180H197ZM24 182V181H23ZM51 182V181H50ZM57 182V181H56ZM73 182V181H72ZM94 182V181H93ZM106 182H108V181H106ZM105 182V183H106ZM135 182V181H134ZM142 182V181H141ZM172 182V181H171ZM199 182V181H198ZM75 183V182H74ZM86 183V182H85ZM104 183V182H103ZM104 183V184H105ZM118 183V182H117ZM120 183V182H119ZM144 183V182H143ZM149 183V182H148ZM153 183V182H152ZM165 183H167V182H165ZM188 183V182H187ZM194 183V182H193ZM195 183H197V182H195ZM209 183V182H208ZM22 184V183H21ZM48 184V183H47ZM56 184V183H55ZM60 184V183H59ZM77 184H79L78 182H77ZM95 184H97V182L95 183ZM129 183H127V185H128ZM171 184V183H170ZM173 184V183H172ZM220 184V183H219ZM52 185H53V183H52ZM73 185V184H72ZM88 185V184H87ZM91 185V184H90ZM93 186H94V183L92 184ZM103 185V184H102ZM102 185H100V186H102ZM113 185H115V184H113L112 182L111 183H109V184H107V186H106V189H104L105 191V193H109V190H111L112 189V187H113ZM118 185V184H117ZM116 185V186H117ZM135 185V184H134ZM143 185V184H142ZM149 184H147L146 185V187L148 186ZM155 185V184H154ZM153 185V186H154ZM162 185V184H161ZM165 185H167V184H165ZM217 185V184H216ZM263 185H264V177H263V179H262V181H260L259 182V184L257 185V187H258V189L260 190V192H259V190L257 191V192H259V199H260V196L263 194V192H261V190H262V188H263ZM60 186H63V184L62 185H60ZM121 186H126V184H122ZM141 186V185H140ZM160 186V185H159ZM186 185H185V183H182V184H180V182L178 183V184H173L172 185V188H173V190H176L177 192H174V194L175 195H173L172 193V197H174V199L172 200H164V199H161V196L160 195H154V193H153V196H154V199H153V201L150 203L149 201H148V203H150L149 204V206H148V209H144V210H147V213L149 214V213H151L152 211H153V209H156V210H164L162 213H164L166 210H168V214L170 213V210H175L176 212H178V210L180 209V208H182V206H183V202L184 201H187V202H190V203H194L195 205H196V210H194V211H192V210H189L190 212V222H191V220L193 221V220H199V223H200V219H204V217H203V215H202V213L200 212V206L201 205H203V204H205V202L207 203V201L204 199V198H199V197H197V196H195V194H189L188 196L187 195H185V193L182 195H180V192H181V189L183 190L184 188H186L185 187ZM207 186V185H206ZM213 186V185H212ZM219 186V185H218ZM19 187V186H18ZM26 186H24V188H25ZM45 187V186H44ZM56 187V186H55ZM65 187V186H64ZM86 187V186H85ZM89 187V186H88ZM115 187V186H114ZM149 187V186H148ZM167 187V186H166ZM171 187V186H170ZM189 187V186H188ZM198 187V186H197ZM215 187V186H214ZM15 188V187H14ZM13 188V189H14ZM23 188V189H24ZM41 188V187H40ZM51 188V187H50ZM90 188H91V186H90ZM104 188V187H103ZM138 188V187H137ZM140 188V187H139ZM138 188V189H139ZM150 188H152L151 186H150ZM155 188H156V186H155ZM190 188V187H189ZM193 188H194V186H193ZM196 188V187H195ZM212 188V187H211ZM26 189V188H25ZM33 189V188H32ZM37 189V188H36ZM39 189V188H38ZM43 189V188H42ZM48 189V188H47ZM56 189V188H55ZM59 189H61L60 187H59ZM101 189V188H100ZM117 189H119V188H117ZM127 189V188H126ZM129 189V188H128ZM135 189H136V187H135ZM154 189V188H153ZM160 189V188H159ZM164 189V188H163ZM168 189V188H167ZM178 189V190H177ZM219 189V188H218ZM217 189V190H218ZM34 190V189H33ZM53 190V189H52ZM86 190H88V189H86ZM91 190H92V188H91ZM97 190L99 191V189L97 188ZM120 190H121V187H120ZM124 190V189H123ZM123 190H122V192H123ZM130 190V189H129ZM140 190V189H139ZM142 190V189H141ZM146 190V189H145ZM170 189H168V191H169ZM244 190V189H243ZM247 190V189H246ZM24 191H26V190H24ZM50 191H51V189H50ZM56 191V190H55ZM58 191V190H57ZM57 191L55 192V193H57ZM89 191V190H88ZM87 191V192H88ZM93 191H95V190H92V192ZM102 191V190H101ZM117 191V190H116ZM115 191V192H116ZM130 191H132V190H130ZM134 191H136V190H134ZM133 191V192H134ZM153 191V190H152ZM159 191V190H158ZM39 192V191H38ZM37 192V193H38ZM40 192H41V190H40ZM44 192V191H43ZM86 192V191H85ZM110 192H112V191H110ZM114 192V193H115ZM119 192H121V191H119ZM133 192H132V194H133ZM140 192V191H139ZM144 192V191H143ZM166 192V191H165ZM202 192V191H201ZM6 193V192H5ZM13 193H15V191L13 192ZM16 193H17V191H16ZM20 193V192H19ZM18 193V194H19ZM29 193V192H28ZM54 193V192H53ZM79 193V192H78ZM98 192H96V194H97ZM138 193V192H137ZM136 193V194H137ZM150 193H151V190H150ZM162 193V192H161ZM160 193V194H161ZM168 193V192H167ZM166 193V194H167ZM183 193V192H182ZM190 193V192H189ZM23 194V193H22ZM21 194V195H22ZM51 194V193H50ZM88 194H89V192H88ZM87 194V195H88ZM94 194V193H93ZM92 194V196H94ZM103 194V193H102ZM129 194V193H128ZM135 194V193H134ZM141 194H143V193H141ZM141 194H140V196H141ZM156 194V193H155ZM159 194V193H158ZM200 194V193H199ZM21 195H20V197H21ZM41 195V194H40ZM39 195V196H40ZM52 195V194H51ZM74 195H76V194H74ZM81 195V194H80ZM84 195H85V193H84ZM98 195H101V194H98ZM106 195V194H105ZM124 195V194H123ZM122 195V196H123ZM169 195H170V193H169ZM168 195V196H169ZM198 195V194H197ZM208 195V194H207ZM250 195V194H249ZM255 195V194H254ZM46 196H47V193H46ZM55 196V195H54ZM60 196V195H59ZM72 196V195H71ZM97 196V195H96ZM117 196V195H116ZM119 197H120V195H118ZM122 196H121V199H122ZM125 196V195H124ZM127 196H129V195H127ZM126 196V197H127ZM138 196V195H137ZM19 196L18 197H16V198H13V199H10L9 198V196L8 195H6V194H1L0 193V264H71V263H74L75 264V262H77V260H79V262H80V259L81 258H83V257H87L88 256V254H90V248H91V244L93 243V242H88L89 241V239L91 238H89V239H86V242H84V243H81L80 241V243L77 241V237L75 236L76 234H73L72 232H74V230L72 231V229H75V228H71V227H73V225L75 224H72V223H70L69 221H65L64 220V218L63 219H59V217H56L55 216V214L52 212V211H49V210H43L42 208H40V207H37V206H35V205H31L26 199H24V200H22V198H20ZM23 197V196H22ZM44 197V196H43ZM65 197V196H64ZM80 197V196H79ZM83 197V195L81 196V198ZM86 197V196H85ZM90 197V196H89ZM101 197H104V196H102L101 195ZM108 197H110V196H108ZM130 197V196H129ZM142 197V196H141ZM216 197V196H215ZM251 197H252V195H251ZM257 197V196H256ZM35 198V197H34ZM33 198V199H34ZM42 198V197H41ZM55 198V197H54ZM63 198V197H62ZM77 198H78V196H77ZM84 198V197H83ZM87 198V197H86ZM96 198V197H95ZM100 198V197H99ZM98 198V199H99ZM116 198V197H115ZM114 198V199H115ZM118 198V197H117ZM131 198H132V196H131ZM171 198V197H170ZM29 199V198H28ZM73 199V198H72ZM89 199V198H88ZM97 199V198H96ZM96 199H94V200H96ZM97 199V200H98ZM101 199V198H100ZM105 199H106V197H105ZM126 199V198H125ZM128 199V198H127ZM134 199V198H133ZM138 199V198H137ZM148 199H150V198H148ZM152 199V198H151ZM184 199V200H183ZM211 199V198H210ZM222 199V198H221ZM248 199V198H247ZM47 200V199H46ZM59 200V199H58ZM57 200V201H58ZM63 200H65V199H63ZM117 200V199H116ZM130 200V199H129ZM145 200V199H144ZM33 201V200H32ZM56 201V200H55ZM60 201V200H59ZM68 201V200H67ZM103 201V200H102ZM118 201V200H117ZM123 201V200H122ZM126 201H128V200H126ZM132 201V200H131ZM141 201V200H140ZM228 201L229 200H227V203H228ZM232 201V200H231ZM34 202V201H33ZM42 202H44V201H42ZM50 202V201H49ZM82 202V201H81ZM84 202V201H83ZM95 201H93V203H94ZM97 202V201H96ZM112 202V201H111ZM115 202V201H114ZM118 202H120V201H118ZM117 202V203H118ZM130 202V201H129ZM128 202V203H129ZM139 202V201H138ZM219 202H220V200H219ZM233 202H234V200H233ZM260 202V201H259ZM38 203V202H37ZM41 203V202H40ZM59 203V202H58ZM63 203V202H62ZM61 203V204H62ZM86 203V202H85ZM104 203V202H103ZM107 203V202H106ZM122 203H124V201L122 202ZM133 203H134V201H133ZM136 203V202H135ZM134 203V204H135ZM146 203H147V201H146ZM209 203V202H208ZM237 203H239V201L237 202ZM256 203V202H255ZM36 204V203H35ZM54 204H56V203H54ZM90 204V202L87 204V205H89ZM102 204V203H101ZM127 204V203H126ZM185 204V203H184ZM253 204V203H252ZM251 204V205H252ZM58 205H60V204H58ZM65 205H66V203H65ZM93 205V204H92ZM98 205V204H97ZM108 205V204H107ZM113 205V204H112ZM122 205V204H121ZM131 205V204H130ZM187 205H190V204H187ZM234 205V204H233ZM245 205V204H244ZM55 206V205H54ZM84 206V205H83ZM96 206V205H95ZM124 206V205H123ZM128 206V205H127ZM138 206V204L136 205V207ZM191 206V205H190ZM46 207V206H45ZM60 207V206H59ZM106 207V206H105ZM129 207V206H128ZM131 207V206H130ZM133 207V206H132ZM135 207V206H134ZM140 207V206H139ZM139 207H137V210H138V208ZM141 207L143 208V206L141 205ZM144 207H145V205H144ZM185 207V206H184ZM183 207V208H184ZM187 207V206H186ZM185 207V208H186ZM48 208V207H47ZM55 208V207H54ZM95 208V207H94ZM104 208V207H103ZM110 208H112V206L110 207ZM119 208V207H118ZM183 208L181 209V210H183ZM189 208V207H188ZM202 208H204V207H201V209ZM46 209V208H45ZM49 209V208H48ZM52 209H53V207H52ZM87 209V208H86ZM127 209V208H126ZM131 209V208H130ZM133 209V208H132ZM136 209V208H135ZM140 209V208H139ZM190 209V208H189ZM215 209V208H214ZM262 209H264V207L262 208ZM88 210H93V209H91V208H89ZM108 210H109V208H108ZM111 210V209H110ZM142 210V209H141ZM143 210V211H144ZM70 211V210H69ZM73 211V210H72ZM95 211V210H94ZM96 211H99V210H97L96 209ZM100 211H101V209H100ZM112 211V210H111ZM110 211V212H111ZM118 211V210H117ZM129 211L130 210H128V211H124L123 213L122 212H120L122 215V223H125L126 221V218L129 216ZM133 211V210H132ZM180 211V210H179ZM184 211V210H183ZM185 211H187L186 209H185ZM219 211V210H218ZM233 211V210H232ZM240 211H242L241 209H240ZM253 211V210H252ZM82 212V211H81ZM80 212V213H81ZM91 212V211H90ZM89 212V213H90ZM138 212V211H137ZM158 212V211H157ZM204 212V211H203ZM223 212H225V211H223ZM236 212V211H235ZM63 213V212H62ZM80 213H78V215L80 214ZM88 213V212H87ZM88 213V214H89ZM107 213H108V211H107ZM131 213V212H130ZM134 213V212H133ZM139 213V212H138ZM147 213H146V215H147ZM156 213V212H155ZM167 213V212H166ZM166 213H164V214H166ZM172 213V216H173V212H171ZM205 213V212H204ZM64 214V213H63ZM82 214V213H81ZM95 214V213H94ZM98 214H99V212H98ZM103 214V213H102ZM143 214H144V212H143ZM167 214V215H168ZM180 214H183L182 213V211H181V213ZM187 214V213H186ZM238 214V213H237ZM67 215V214H66ZM86 215V214H85ZM84 215V217H86ZM112 215V214H111ZM150 215V214H149ZM155 215H157V214H155ZM160 215V214H159ZM163 215V214H162ZM219 215H220V213H219ZM65 216V215H64ZM80 216V215H79ZM103 216V215H102ZM118 216V215H117ZM148 216V215H147ZM151 216H152V218H153V215L151 214ZM150 216V217H151ZM164 216V215H163ZM162 216V217H163ZM186 216V215H185ZM187 216H189V214L187 215ZM205 216V215H204ZM236 216V215H235ZM88 217V216H87ZM94 217V216H93ZM96 217V216H95ZM98 217H99V215H98ZM138 217V216H137ZM170 217V216H169ZM168 217V218H169ZM178 217V216H177ZM180 217V216H179ZM184 217V216H183ZM227 217V216H226ZM242 217V216H241ZM90 218V217H89ZM92 218V217H91ZM101 218V217H100ZM105 218H107V217H105ZM104 218V219H105ZM112 218V217H111ZM114 218V217H113ZM119 218H120V216H119ZM118 218V220H120ZM132 218V217H131ZM141 218V217H140ZM144 218V217H143ZM146 218V217H145ZM167 218V217H166ZM187 218V217H186ZM66 219V218H65ZM72 219H75V218H72ZM94 219V218H93ZM108 219V218H107ZM106 219V220H107ZM116 219V217L114 218V220ZM130 219V218H129ZM129 219H127V220H129ZM155 219V218H154ZM156 219H157V217H156ZM174 219V218H173ZM176 219H178V218H176ZM202 219V220H203ZM206 219V218H205ZM90 220H92V219H90ZM148 220V219H147ZM151 220V219H150ZM201 220V222H203ZM235 220V219H234ZM109 221V220H108ZM113 221V220H112ZM121 221V220H120ZM145 221V220H144ZM149 221V220H148ZM157 221V220H156ZM172 221V220H171ZM178 221V220H177ZM184 221V220H183ZM206 221V220H205ZM69 222V223H68ZM76 222H79V221H77L76 220ZM82 222V221H81ZM81 222H80V224H81ZM86 222V221H85ZM100 222V221H99ZM119 222V221H118ZM151 222V221H150ZM174 222V221H173ZM173 222H172V224H173ZM188 222V221H187ZM190 222H188V223H190ZM198 222V221H197ZM223 222V221H222ZM236 222H237V220H236ZM235 222V223H236ZM103 223H105V222H102V224ZM115 223V222H114ZM153 223V222H152ZM193 223V222H192ZM204 223V222H203ZM208 223V222H207ZM221 223V222H220ZM225 223H227V222H225ZM229 223V222H228ZM77 224V223H76ZM85 224V223H84ZM87 224V223H86ZM98 224V223H97ZM101 224V225H102ZM112 224V223H111ZM129 224V223H128ZM128 224H126V225H128ZM154 224V223H153ZM182 224V223H181ZM194 224V223H193ZM198 224V223H197ZM202 223H200V225H201ZM205 224V223H204ZM252 224V223H251ZM159 225V224H158ZM161 225V224H160ZM163 225V224H162ZM170 225H171V223H170ZM200 225H199V227H200ZM206 225V224H205ZM218 225V224H217ZM235 225H237V224H235ZM100 226V225H99ZM99 226H97L98 227V230H99ZM114 226V225H113ZM124 225L122 224V227L121 228H119L118 229V232H119V237L120 238H123V239H125V240H129V248H130V250H131V252L133 253V255H134V257L136 258V263L135 264H142V261L144 260H142L141 261V256H142V251H141V246H139V245H137V243L135 242V243H133V233H131V232H128L126 229H124L125 227H123ZM135 226V225H134ZM173 226V225H172ZM175 226H176V224H175ZM186 226V225H185ZM184 226V227H185ZM191 226V225H190ZM193 226V225H192ZM191 226V227H192ZM196 226H198V225H196ZM196 226H193L194 228L196 227ZM78 227V226H77ZM80 227V226H79ZM108 227H109V225H108ZM130 228L132 227V226H129ZM159 227V226H158ZM157 227V228H158ZM165 227V226H164ZM181 227V226H180ZM183 227V226H182ZM203 226H201V228H202ZM81 229L83 228V227H80ZM118 228V227H117ZM161 228V227H160ZM175 228V227H174ZM179 228V227H178ZM197 228V227H196ZM79 229V228H78ZM77 229V230H78ZM102 229V228H101ZM138 229V228H137ZM151 229V228H150ZM154 229V228H153ZM152 229V230H153ZM186 229V228H185ZM192 229V228H191ZM77 230H75V231H77ZM93 230V229H92ZM91 230V231H92ZM171 229H169V230H167V231H170ZM173 230V229H172ZM178 230V229H177ZM183 230V229H182ZM190 230V229H189ZM205 230V229H204ZM226 230V229H225ZM224 230V231H225ZM90 231V230H89ZM101 231V230H100ZM136 231V230H135ZM154 231V230H153ZM87 232V231H86ZM85 232V233H86ZM93 232V231H92ZM95 232V231H94ZM106 232V231H105ZM104 232V233H105ZM110 232V231H109ZM112 232H114V229H113V231ZM147 232H149V230H147ZM161 232V231H160ZM211 232V231H210ZM79 233H80V231H79ZM103 233V232H102ZM101 233V234H102ZM138 233V232H137ZM146 233V232H145ZM153 233V232H152ZM155 233H156V230H155ZM171 234H172V232H170ZM174 233H175V231H174ZM173 233V234H174ZM203 233V232H202ZM88 234V233H87ZM87 234H86V237H89V236H87ZM92 234H94V233H92ZM91 234V235H92ZM100 234V233H99ZM159 234V233H158ZM162 234H164V233H162ZM181 234H182V231H181ZM97 235H98V232H97ZM135 235H136V233H135ZM149 235V234H148ZM150 235H152L151 233H150ZM166 233H165V237H166ZM174 235H176V234H174ZM173 235V236H174ZM186 235L188 236V233L186 232ZM78 236H84L83 234L81 235V234H78ZM99 236V235H98ZM147 235H145V237H146ZM157 236V235H156ZM173 236H171V237H173ZM193 236V235H192ZM210 236V235H209ZM211 236H212V234H211ZM85 237V236H84ZM199 237V236H198ZM223 237V236H222ZM82 238V237H81ZM92 238H93V236H92ZM98 238V237H97ZM148 238V237H147ZM175 238V237H174ZM192 238V237H191ZM195 238V237H194ZM152 239H153V237H152ZM160 239V238H159ZM172 239V238H171ZM182 239H183V237H182ZM197 239V238H196ZM83 240V239H82ZM139 240H141L140 239V237H139ZM157 240V239H156ZM178 240H180V239H178ZM178 240H177V242H176V244L178 243ZM199 240V239H198ZM85 241V240H84ZM93 241V240H92ZM99 241H100V237H99ZM170 241H172V240H170ZM152 242V241H151ZM162 242H163V240H162ZM175 242H174V244H175ZM181 242V241H180ZM183 243L185 242V241H182ZM194 242V241H193ZM203 242V241H202ZM155 243V242H154ZM164 243V242H163ZM168 243V242H167ZM191 243V242H190ZM195 243V242H194ZM151 244V243H150ZM180 244V243H179ZM186 244V243H185ZM200 244V243H199ZM198 244V245H199ZM204 244V243H203ZM243 244V243H242ZM141 245V244H140ZM143 245V244H142ZM181 245V244H180ZM205 245V244H204ZM204 245H203V247H204ZM208 245V244H207ZM147 246V245H146ZM145 246V247H146ZM163 246V245H162ZM161 245H160V248L162 247ZM174 246H176L177 247V245H174ZM185 246V245H184ZM191 246V245H190ZM144 247V248H145ZM180 247V246H179ZM186 247V246H185ZM184 247V248H185ZM202 247V248H203ZM143 248V249H144ZM146 248H148V247H146ZM153 248H156L155 246L153 247ZM162 248H164V247H162ZM195 249H196V247H194ZM211 248V247H210ZM93 249V248H92ZM159 249V248H158ZM178 249V248H177ZM191 249H192V247H191ZM195 249H192V250H195ZM235 249V248H234ZM96 250V249H95ZM94 250V251H95ZM150 250H153L152 248L151 249H149L148 251H150ZM157 250V249H156ZM162 250H164V249H162ZM179 250V249H178ZM183 250V249H182ZM208 250H210V249H208ZM213 250V249H212ZM211 250V251H212ZM106 251V250H105ZM104 251V252H105ZM147 251V252H148ZM155 251V250H154ZM158 251V250H157ZM187 251H189V250H186V252ZM214 251H215V249H214ZM225 250H223V252H224ZM93 252V251H92ZM184 252H185V250H184ZM192 252V251H191ZM190 252V253H191ZM202 252V251H201ZM216 252H217V250H216ZM159 253V252H158ZM189 253V252H188ZM198 253H200V251L198 252ZM203 253H205V252H203ZM208 253V252H207ZM207 253H205V254H207ZM210 253V252H209ZM220 253V252H219ZM259 253V252H258ZM147 254H149V253H147ZM151 254V253H150ZM184 254V253H183ZM214 254H215V252H214ZM224 254V253H223ZM92 255V254H91ZM124 255V254H123ZM155 255V254H154ZM188 255H190V254H188ZM199 255V254H198ZM209 255V254H208ZM90 256V255H89ZM116 256V255H115ZM156 256V255H155ZM161 256V255H160ZM159 256V257H160ZM184 256H185V254H184ZM191 256V255H190ZM114 257V256H113ZM144 257V256H143ZM147 257V256H146ZM151 257V256H150ZM153 257V256H152ZM151 257V258H152ZM188 257V256H187ZM200 257V256H199ZM207 257H209V256H207ZM213 257H215V256H213ZM217 257H219V256H217ZM217 257H216V259H217ZM230 258H231V256H229ZM97 258V257H96ZM95 258V259H96ZM183 258V257H182ZM185 258V257H184ZM190 258V257H189ZM188 258V259H189ZM192 258V257H191ZM197 258H198V256H197ZM210 258V257H209ZM228 258V257H227ZM148 259V258H147ZM187 259V260H188ZM207 259V258H206ZM205 259V260H206ZM222 259V258H221ZM87 260V259H86ZM88 260H89V258H88ZM114 260V259H113ZM150 260V259H149ZM148 260V261H149ZM152 260V259H151ZM179 260V259H178ZM183 260V259H182ZM182 260H180L179 262H181ZM186 260V261H187ZM197 260V259H196ZM195 260V261H196ZM92 261V260H91ZM159 261V260H158ZM201 261H203V260H201ZM208 261V260H207ZM229 261H230V259H229ZM82 262V261H81ZM109 262V261H108ZM191 262V261H190ZM193 262V261H192ZM191 262V263H192ZM198 262V261H197ZM208 262H210V261H208ZM213 262V261H212ZM129 262L128 261H124L123 263H121V264H128ZM144 263V262H143ZM146 263H148V262H146ZM154 263V262H153ZM176 263V262H175ZM182 263V262H181ZM185 263V262H184ZM184 263H182V264H184ZM203 263V262H202ZM211 263V262H210ZM217 263V262H216ZM225 263V262H224ZM79 264V263H78ZM88 264V263H87ZM112 264V263H111ZM150 264V263H149ZM157 264V263H156ZM205 264V263H204ZM209 264V263H208Z\"/></svg>","mask_w":264,"mask_h":264}]
</instances>
